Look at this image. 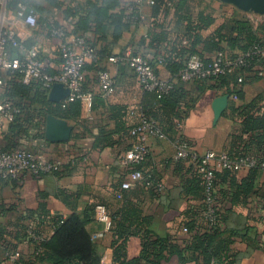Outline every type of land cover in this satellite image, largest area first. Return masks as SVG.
Here are the masks:
<instances>
[{
    "label": "trees",
    "instance_id": "trees-1",
    "mask_svg": "<svg viewBox=\"0 0 264 264\" xmlns=\"http://www.w3.org/2000/svg\"><path fill=\"white\" fill-rule=\"evenodd\" d=\"M42 1L47 5L46 8ZM42 1L22 0L28 8L44 16L41 22L38 19V24L40 22L46 31L49 28L48 20L53 18L48 9H53L60 11L63 19L70 23L71 35H88V43L96 50L97 56L95 61L84 66V70L93 71L94 76L88 77V80L94 86L98 73L105 71L104 63L112 56L122 57L126 48H130L133 55H140L146 60L155 76L170 85V89L162 94L139 86L142 92L140 101L131 108L108 103L105 96L94 93L88 87L89 83L83 81L81 91L91 94L90 115L97 130L93 135L92 148H122L120 160L137 141L138 138L132 136L131 132L142 118L153 122L165 138L178 141L177 144L186 142L191 147L182 136L181 127L206 91L228 95L231 100H241L243 86L264 78V22L254 24L245 16L231 14L207 37H203L202 32L216 24L211 4L215 0H151L153 5L150 6L151 13L147 19H142L140 12L132 8L133 2ZM18 2L9 0L8 8L14 10ZM55 23L59 24L56 20ZM141 25H147L148 32L146 36L137 37L136 31ZM126 33L131 35L129 45L115 54L114 48ZM21 43L25 49L29 47ZM256 49L260 52L255 53ZM8 52L12 57L22 56L21 51L12 45L8 46ZM220 52L229 59L246 53L251 55L246 67L217 76L194 77L187 82L181 80V72L192 56H197L207 65ZM114 65H124L130 70L123 60ZM160 66L165 69L168 78L158 75ZM130 72L135 77L133 71ZM46 73L50 74L48 69ZM21 77L19 70L1 74L3 87L0 98L11 103L18 113L0 134V152L23 148L22 142L27 139L45 141V120L49 115L67 122H76L75 130L82 127L89 133L87 127L77 122L82 115L80 100L68 102L62 107L61 103L48 100V94L40 83L25 85ZM228 109L238 116L239 127L230 134V148L224 153L233 160L252 158L255 164L241 169L246 171L241 178L238 176L241 170L223 169L213 173L216 193L213 222L210 223L204 216L208 205L205 203L203 181L196 171V164L175 159V170L181 174L186 173L181 175L180 194L184 197L192 196L199 201L189 215L186 213L188 220L183 223L182 230H187V237L178 239L168 234L158 235L153 231L152 217L144 215L138 205L127 203L112 211L106 205H98L105 208L110 220L108 231L111 235L112 264H165L171 257H176L180 264L189 261L195 264H234L236 253L232 249L233 238L241 232L246 233L249 227L245 226L242 230L229 229L226 222L231 212L247 208L255 201L253 198L260 194L258 181L264 173V91L240 106L231 101ZM78 136L74 132L72 138ZM143 161L127 167L128 172L140 171L144 176L142 188L153 196L163 195L165 189L163 192L157 191V185L161 183L155 175L141 169ZM61 167L51 174L60 175ZM146 182H149L148 186ZM96 207V204H89L81 215L73 213L66 218L60 215L49 216L46 209L41 207L37 212L28 210L14 221L0 224V252L9 259V255L17 253L13 241L27 240L33 244L32 254L25 258L19 255L14 264H98L90 234L86 230V225L95 217ZM256 207H261L264 212V193L251 206L253 211ZM262 216L264 218V213ZM36 218L40 225L48 218L51 226L49 234L42 232L38 224L33 226L31 222L25 223ZM256 242L264 251V231L256 235Z\"/></svg>",
    "mask_w": 264,
    "mask_h": 264
},
{
    "label": "crops",
    "instance_id": "crops-1",
    "mask_svg": "<svg viewBox=\"0 0 264 264\" xmlns=\"http://www.w3.org/2000/svg\"><path fill=\"white\" fill-rule=\"evenodd\" d=\"M34 1L41 2L42 0ZM62 1L80 3L84 0ZM119 1L125 3L136 2L137 0ZM140 4L139 12L142 19H147L150 16L151 8L145 0H141ZM211 4L215 11L216 24L211 29L202 32L203 37H207L226 16L231 14L245 16L254 24L258 23L259 18L264 17L242 12L234 6L218 0L212 1ZM43 7H47L45 2ZM48 10H50V14L54 16L55 20L66 29V41H72L75 36L70 34V23L63 19L60 11ZM36 15L41 22L44 16L38 13ZM8 19L16 30L18 39L29 46L28 48H36L39 58L47 64L49 73L56 74L59 71L61 62L58 49L60 40L50 37L40 22L36 27L30 28L15 19L12 14L8 16ZM147 32L148 26L141 25L136 31V36H146ZM130 41L131 35L129 33L124 34L114 48V53L118 54L129 45ZM9 55L12 56L10 53ZM104 67L105 71H108L114 79L113 93L105 96L108 103L127 105L131 108L137 105L142 92L130 70L124 65H114L109 62L104 63ZM158 75L161 78H168L167 72L161 66L158 67ZM92 76H94L93 71L85 69L83 81L86 84L89 83L88 87L94 93L101 94L96 89V84L94 86L88 80V77L91 78ZM242 91L243 99L231 100L229 98L228 106L231 101L236 106L252 101L259 92L264 91V78L246 84L243 86ZM219 96L222 95L215 91H206L181 127L182 136L198 154L209 151L215 153L226 152L230 148V134L239 127L238 116L232 113L228 106L218 122L215 125L212 124L211 103L214 98ZM81 103L82 115L77 122L87 127L89 133L82 127L75 130L76 122H68L73 129L70 139L66 142L49 143L38 138L27 139L22 142L24 149L35 152L46 159L60 160L62 163L61 174H49L39 177L27 174L21 179H14L0 184V224L14 221L28 210L37 212L39 207L45 208L49 216L60 215L62 218H66L73 213L81 215L89 204L106 205L109 211H112L123 204L131 203L138 205L144 215L152 217V228L158 235L168 234L176 236L178 239L186 238L187 232H183L182 225L188 220L187 215L199 204V201L192 198V196L184 197L180 194L181 175L184 176L186 173L181 174L175 170L174 157L178 141H171L165 137H148L145 142L149 155L143 161L141 169L155 175V178L164 186L165 193L163 195H151L142 188L141 183L134 184L130 189L122 190L120 184L129 174V168L121 165L122 148H105L103 150L92 148L93 135L97 133V130L87 104ZM74 132L79 134L77 138H72ZM245 173V170L238 171V176L241 178ZM258 188L260 194L264 193V173L260 176ZM260 194L253 198L255 201L252 204L259 201ZM252 204L247 208H239L231 212L226 222V227L229 229L242 230L245 226L249 227L246 233L241 232L233 238L232 249L236 253L234 264H264V251L256 242V235L264 231V218L262 216L264 212L261 211V207H256L253 211ZM34 216L36 217V215ZM37 219L25 223L31 222L33 226L38 224L42 232L49 234L51 226L47 221L48 218L41 225ZM86 230L90 234L94 246V256L98 260V264H112L109 228L107 229L104 223L98 222L94 217L86 225ZM13 244L16 245L17 253L24 258L29 257L33 252V244L27 240L13 241ZM14 263L15 260L5 258V254L0 252V264ZM165 264L180 263L176 257H171ZM184 264L195 263L189 261Z\"/></svg>",
    "mask_w": 264,
    "mask_h": 264
},
{
    "label": "built area",
    "instance_id": "built-area-1",
    "mask_svg": "<svg viewBox=\"0 0 264 264\" xmlns=\"http://www.w3.org/2000/svg\"><path fill=\"white\" fill-rule=\"evenodd\" d=\"M8 1L0 0V96L3 87L1 74L5 71L19 70L23 84L40 83L41 88L47 94L54 83L62 84L65 88L69 89V96L60 102L62 107L68 102L80 100L87 104V108L90 110L91 94H84L81 91L84 66L89 62L95 61L97 56L96 50L88 43V35L83 34L68 42L66 41V29L62 25L56 24L54 18L48 20L49 28L47 34L60 40L58 49L61 59L59 71L56 74L50 75L46 73L47 64L39 58L37 49L34 47L24 48L17 37L16 30L8 19V16L12 14L15 19L23 22L30 28H34L38 24L36 13L28 8L22 0H19L14 10H10L7 5ZM140 1L133 2L132 8L139 11L141 7ZM145 2L149 6L153 5L151 0H145ZM9 45L21 51V58L9 55ZM254 52L259 53L260 50L256 49ZM250 55V53H246L235 59H229L225 54L220 52L207 65L197 56H192L181 72V80L187 82L194 77L217 76L231 72L236 68L246 67ZM262 55H264V51ZM119 60L126 62L130 70L133 71L138 85L143 89L159 94L166 93L170 89V85L166 81L160 80L155 76L148 62L140 55H133L130 48L125 49L122 57L112 56L108 59V62L115 64ZM238 82H241V78L238 79ZM96 89L103 96H109L113 93L114 79L108 71L98 73ZM17 113L18 111L11 103L0 98V131H4L14 121ZM131 135L138 139L131 149L123 155L121 165L124 167L137 165L145 159L149 152L145 143L148 137L164 138L156 128V125L146 118L141 119L139 125L132 130ZM174 158L187 160L189 163L196 164V171L203 181L205 203L208 205L204 216L209 219L210 223L214 219L213 204L216 199L213 173L223 169L238 171L255 164L252 158L243 157L233 160L224 152L215 153L209 151L204 154H198L186 142H179L176 145ZM61 166L60 160L46 159L35 152L23 148L9 152H0V184L14 179H21L27 174L36 177L48 175L58 171ZM143 180L144 176L140 171H132L121 183V189H130L134 184L141 183ZM146 185L148 186L149 182H146ZM157 191L163 192L164 186L158 184ZM95 218L98 222L104 223L107 229L109 228L110 222L103 206L96 207ZM183 232H187V230L184 228ZM18 257V253L9 255V259L13 261Z\"/></svg>",
    "mask_w": 264,
    "mask_h": 264
},
{
    "label": "water",
    "instance_id": "water-1",
    "mask_svg": "<svg viewBox=\"0 0 264 264\" xmlns=\"http://www.w3.org/2000/svg\"><path fill=\"white\" fill-rule=\"evenodd\" d=\"M222 3L232 5L238 10L245 13H252L258 16H264V0H218ZM70 94L69 89L62 84L54 83L47 98L50 102L60 103L64 101ZM229 103V96L222 95L214 98L211 103L213 113L212 124L215 125ZM72 126L67 121L55 118L54 116H47L45 120L44 138L49 143H62L70 139L72 133Z\"/></svg>",
    "mask_w": 264,
    "mask_h": 264
},
{
    "label": "rangeland",
    "instance_id": "rangeland-1",
    "mask_svg": "<svg viewBox=\"0 0 264 264\" xmlns=\"http://www.w3.org/2000/svg\"><path fill=\"white\" fill-rule=\"evenodd\" d=\"M53 18H54V16H52ZM260 17V16H259ZM55 19V18H54ZM259 22H264V17H261V18H259V20H258V23ZM5 130V129H4ZM3 133V131H0V134H2Z\"/></svg>",
    "mask_w": 264,
    "mask_h": 264
}]
</instances>
